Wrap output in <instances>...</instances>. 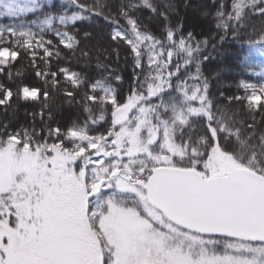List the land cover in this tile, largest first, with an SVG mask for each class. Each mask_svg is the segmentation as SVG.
<instances>
[{"label":"snow or ice","instance_id":"snow-or-ice-1","mask_svg":"<svg viewBox=\"0 0 264 264\" xmlns=\"http://www.w3.org/2000/svg\"><path fill=\"white\" fill-rule=\"evenodd\" d=\"M177 7L0 0L8 21L0 22V264H264V80L241 79L243 95L217 97L211 80L220 73L204 71L212 41L247 45L242 62L264 58V0H209L201 15L215 32L200 39L172 23ZM93 21L128 49L126 93L108 64L97 62L103 74L91 82L67 67L51 71L60 45L74 54L93 39L77 27ZM112 51L119 62V47ZM18 57L43 88L24 82ZM252 66L264 76V61ZM59 76L75 90L88 84L79 101L63 90L83 123L53 126L49 89L60 91ZM41 100L18 123L20 103Z\"/></svg>","mask_w":264,"mask_h":264},{"label":"trees","instance_id":"trees-1","mask_svg":"<svg viewBox=\"0 0 264 264\" xmlns=\"http://www.w3.org/2000/svg\"><path fill=\"white\" fill-rule=\"evenodd\" d=\"M91 2V0H89ZM109 4L113 6L118 0H107ZM53 10H59L61 7V0H49ZM177 4V14L172 17V23L175 25L183 22V30L185 33L188 31H193L196 38L200 39L204 36H209L211 33L215 32L213 27L214 21L211 16H203L201 13L204 11L205 7L209 5V0H189L190 6L184 7L185 0H175ZM143 17H147L149 13L147 11L141 13ZM32 17H29L31 19ZM2 23H8L7 20L0 21ZM147 22V21H145ZM123 23V21H121ZM252 23H255L257 27L260 24V18L253 17ZM100 27L96 26V22L93 21L78 23L77 27L80 30L82 36L84 31H89L93 33V39L82 40L79 48L73 54L72 52L65 49L62 45L59 46L60 58L53 57L51 71H57L58 68L67 67L73 71L81 73L89 82L93 79L98 78L103 74V70L96 67L97 62L108 64L111 68L115 69L121 73L124 77V84L122 91L127 92V89L132 81V60L129 57L127 61L125 57L129 56L128 49L125 45H117L111 42L108 38V25H105L100 21ZM151 27V25H150ZM155 30V29H154ZM159 34V33H158ZM48 39H52L54 43H58L55 37L48 36ZM100 39V41H99ZM102 44L103 47L98 48V44ZM212 43H217V48L215 51L211 52V56L214 59L205 63L204 71L205 74L210 78L213 74L219 72L218 78H213L211 80L212 84V94L214 96H219L220 92H224L225 95H243V90L238 89V84L241 79L252 82L260 83L264 80V76L257 74L259 72L258 68L252 66V63L264 61V58L259 56H254L250 58V62H242V57L248 52V46L245 44H237L235 41L226 39L223 43H218L217 41H212ZM119 47L120 59L117 62L115 53L113 49ZM98 49H106L107 51H99ZM81 50L88 53L87 57L81 55ZM43 55V53H40ZM205 54H208L207 52ZM19 62L16 64V68L24 66L27 68V76L24 82L33 86L40 88L44 87L43 81L39 80L33 72V69L29 66L30 61L27 57L21 59L18 57ZM43 67V65H41ZM15 71V69H13ZM2 79V77H0ZM58 79L61 80L60 91L52 92L50 91V104H51V114L53 117L52 124L55 126L59 124L61 128H66L71 124L73 120H77L80 123L87 118L86 114L83 112L81 106L78 103H69L67 97L64 95L63 90L67 88L69 91L75 90L73 86L64 83L63 76H59ZM88 84L86 83L83 87L76 91V100L79 101L83 94L87 91ZM42 100L40 102H21L19 105V112L17 113L18 123H27V119L24 116V110L27 109L29 112L36 111L39 112L41 109ZM223 103V101H221ZM233 109L240 108L242 105L233 104L231 106ZM4 117L0 116V119ZM103 129H101L102 131Z\"/></svg>","mask_w":264,"mask_h":264},{"label":"rangeland","instance_id":"rangeland-1","mask_svg":"<svg viewBox=\"0 0 264 264\" xmlns=\"http://www.w3.org/2000/svg\"><path fill=\"white\" fill-rule=\"evenodd\" d=\"M99 41H100V39H99ZM101 47H103V45L99 43L98 48H101Z\"/></svg>","mask_w":264,"mask_h":264},{"label":"bare ground","instance_id":"bare-ground-1","mask_svg":"<svg viewBox=\"0 0 264 264\" xmlns=\"http://www.w3.org/2000/svg\"><path fill=\"white\" fill-rule=\"evenodd\" d=\"M188 9V8H187Z\"/></svg>","mask_w":264,"mask_h":264}]
</instances>
